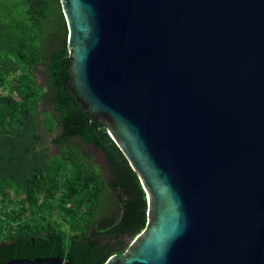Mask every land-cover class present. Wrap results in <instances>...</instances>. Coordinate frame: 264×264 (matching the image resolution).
Instances as JSON below:
<instances>
[{"label":"water","instance_id":"water-1","mask_svg":"<svg viewBox=\"0 0 264 264\" xmlns=\"http://www.w3.org/2000/svg\"><path fill=\"white\" fill-rule=\"evenodd\" d=\"M61 3L67 89L147 198L104 264H264V0Z\"/></svg>","mask_w":264,"mask_h":264},{"label":"trees","instance_id":"trees-1","mask_svg":"<svg viewBox=\"0 0 264 264\" xmlns=\"http://www.w3.org/2000/svg\"><path fill=\"white\" fill-rule=\"evenodd\" d=\"M71 64L61 0H0V264H104L146 226L137 175L67 89Z\"/></svg>","mask_w":264,"mask_h":264},{"label":"rangeland","instance_id":"rangeland-1","mask_svg":"<svg viewBox=\"0 0 264 264\" xmlns=\"http://www.w3.org/2000/svg\"><path fill=\"white\" fill-rule=\"evenodd\" d=\"M38 81L40 84H45V77L43 76V69L40 70V73L38 75ZM53 136H50V135H46L45 136V139L48 141V142H51ZM51 148H52V153L55 155V154H59L60 153V150L58 147L50 144ZM92 154V153H91ZM93 156V160L96 162V164L100 165L102 168L105 167V163H104V158H103V155L100 153V152H96L94 154H92Z\"/></svg>","mask_w":264,"mask_h":264}]
</instances>
